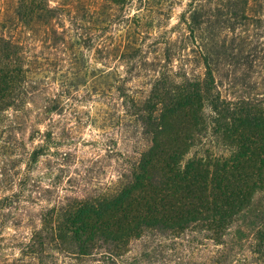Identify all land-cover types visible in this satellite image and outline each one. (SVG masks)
Returning <instances> with one entry per match:
<instances>
[{
	"label": "trees",
	"instance_id": "1",
	"mask_svg": "<svg viewBox=\"0 0 264 264\" xmlns=\"http://www.w3.org/2000/svg\"><path fill=\"white\" fill-rule=\"evenodd\" d=\"M48 1L20 0L16 19L26 27L43 25L52 48L76 57L74 45L84 39H66L53 27L60 8ZM128 2L109 0L124 8ZM163 2L144 0L140 9H165ZM254 6L264 10V0H207L193 7L185 39L203 73L173 71L169 56L163 64H144L152 72L149 89L118 88L141 145L118 183L104 193L56 197L38 209L32 206L47 188L31 169L55 141L52 132L32 126L24 100L43 64L31 61L22 43L0 36V124L23 116L32 129L29 142L39 141L26 153L23 173H0V264H142L155 248L171 254V264H264V44L236 34L227 42L221 34L231 13L217 21L221 9L253 12ZM94 12L87 10L84 20ZM249 12L242 13L243 28L251 19L261 22ZM110 50L120 59L140 51L128 39ZM222 54L249 68L251 92L223 95L216 79ZM52 102L46 113L57 111L58 99ZM8 110L14 113L6 116ZM150 237L170 246L164 250L158 241L149 253L138 252V243Z\"/></svg>",
	"mask_w": 264,
	"mask_h": 264
},
{
	"label": "rangeland",
	"instance_id": "2",
	"mask_svg": "<svg viewBox=\"0 0 264 264\" xmlns=\"http://www.w3.org/2000/svg\"><path fill=\"white\" fill-rule=\"evenodd\" d=\"M19 1L0 0V36L22 43L29 59L38 58L43 64L42 71L34 75L37 83L28 85L31 95L24 104L32 109L29 113L32 126L41 132H52L55 141L48 147L49 154L32 166V178L47 188L42 192L43 200H37L32 207L48 206L56 197L104 193L118 183L126 162L132 161L134 152L141 147L136 123L125 119L118 88L123 86L133 93L140 87L143 91L149 89L147 81L152 72H148L144 64L152 61L163 64L166 56L170 57L169 66L173 71L200 76L204 70L189 49L186 26L193 7L206 4L207 0H164L165 9L151 10L140 9L144 0H129L125 8L109 0H82L80 3L78 0H49L51 7L60 8L57 19L51 22L53 27L59 33L63 30L66 39H74L76 35L84 39L78 41L81 46L74 45L76 53L79 51L76 57L68 50L61 51L63 47L52 48L43 25L26 27L23 21H18ZM89 9L95 11V18L87 22L90 17L85 14ZM252 11L239 7L221 9L219 23L229 13L232 15L224 24L221 38L233 42L235 34L250 35L254 42L264 44V10L254 6ZM248 12L261 22L251 19L246 21L249 26L243 28L242 13ZM245 29L249 32L245 33ZM126 39L136 43L140 51L120 59L119 54L110 49L117 41ZM70 45L67 44V49ZM221 59L225 64L216 79L222 84L223 95H227V91L234 96L251 92L248 77L252 72L242 65V60L223 54ZM55 99H58V112L46 113L54 106L52 100ZM13 113L8 110L5 115ZM22 118L0 124V173H23L26 153L39 143L38 137L29 142L32 129ZM158 241H162L164 250L170 246L166 239L150 237L138 243L137 251L149 253ZM159 251L155 248L154 255L150 253L142 264L164 261L171 264V254L167 256L166 251Z\"/></svg>",
	"mask_w": 264,
	"mask_h": 264
}]
</instances>
